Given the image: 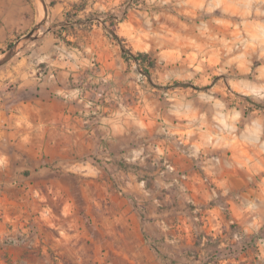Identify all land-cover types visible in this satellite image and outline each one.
<instances>
[{
  "label": "rangeland",
  "instance_id": "obj_1",
  "mask_svg": "<svg viewBox=\"0 0 264 264\" xmlns=\"http://www.w3.org/2000/svg\"><path fill=\"white\" fill-rule=\"evenodd\" d=\"M27 2L32 24L0 61L46 35L79 51L84 37L96 54L113 48L122 72L97 83L94 100L132 106L131 118L138 103L143 161L86 155L73 173L48 162L34 180L52 188L9 180L0 264H264V0ZM121 47L150 56L149 76ZM155 212L165 216L149 224ZM99 216H112L106 235Z\"/></svg>",
  "mask_w": 264,
  "mask_h": 264
},
{
  "label": "crops",
  "instance_id": "obj_2",
  "mask_svg": "<svg viewBox=\"0 0 264 264\" xmlns=\"http://www.w3.org/2000/svg\"><path fill=\"white\" fill-rule=\"evenodd\" d=\"M31 16L27 0H0V49L10 36L32 24ZM83 41L85 48L79 51L46 35L19 48L0 66V187L11 185L8 181L13 178L18 185L27 184V189L52 188L55 181L51 179L34 180L46 177L48 162L65 164V170L73 173L79 169V158L86 155L103 157L108 165L117 157L133 156L136 165L142 164L138 103L135 118H131L132 106L115 107L94 100L99 94L97 83L122 72L119 56L113 48L111 53L100 49L96 54L95 42L90 37ZM180 157L177 166H186ZM125 165H116L119 172ZM102 184L105 189L111 185ZM124 184L134 187L132 182ZM43 216L48 214L39 217ZM163 216L155 212L149 224L159 223ZM111 217H98L104 221L105 235ZM21 250L9 248L14 255Z\"/></svg>",
  "mask_w": 264,
  "mask_h": 264
},
{
  "label": "trees",
  "instance_id": "obj_3",
  "mask_svg": "<svg viewBox=\"0 0 264 264\" xmlns=\"http://www.w3.org/2000/svg\"><path fill=\"white\" fill-rule=\"evenodd\" d=\"M111 25H113V24H111ZM110 31H111V36H112L113 40H115V41H117L119 43H122L124 41L122 38H119L114 33L113 30H110ZM121 51H122L123 57L125 59H127L125 55H126V53H128L134 61L140 62L143 65H145L147 67V69L144 70V72H145V74L147 76H149L148 69H151L152 67H154V61L150 58V56L148 54L139 52V53H136L135 56H133L132 54H130V52L128 50H125L124 47H121ZM175 85H177V86H186L187 84L175 83Z\"/></svg>",
  "mask_w": 264,
  "mask_h": 264
},
{
  "label": "water",
  "instance_id": "obj_4",
  "mask_svg": "<svg viewBox=\"0 0 264 264\" xmlns=\"http://www.w3.org/2000/svg\"><path fill=\"white\" fill-rule=\"evenodd\" d=\"M12 54H13V53L8 54L3 60H1V61H0V66H1L4 62H6V61L11 57Z\"/></svg>",
  "mask_w": 264,
  "mask_h": 264
},
{
  "label": "bare ground",
  "instance_id": "obj_5",
  "mask_svg": "<svg viewBox=\"0 0 264 264\" xmlns=\"http://www.w3.org/2000/svg\"><path fill=\"white\" fill-rule=\"evenodd\" d=\"M39 8L42 10V12H43V9H42V5L41 4H39ZM40 18H42L41 16H40Z\"/></svg>",
  "mask_w": 264,
  "mask_h": 264
}]
</instances>
